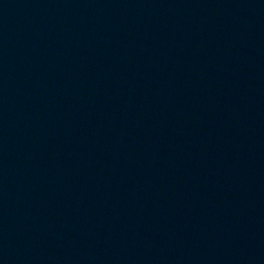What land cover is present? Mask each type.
Here are the masks:
<instances>
[{
	"label": "water",
	"instance_id": "95a60500",
	"mask_svg": "<svg viewBox=\"0 0 264 264\" xmlns=\"http://www.w3.org/2000/svg\"><path fill=\"white\" fill-rule=\"evenodd\" d=\"M0 264H264V0H0Z\"/></svg>",
	"mask_w": 264,
	"mask_h": 264
}]
</instances>
